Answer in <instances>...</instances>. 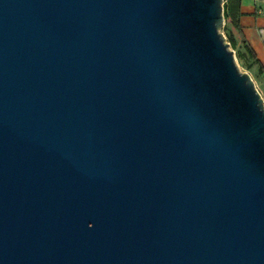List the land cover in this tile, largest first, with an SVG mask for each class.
<instances>
[{
    "label": "water",
    "instance_id": "95a60500",
    "mask_svg": "<svg viewBox=\"0 0 264 264\" xmlns=\"http://www.w3.org/2000/svg\"><path fill=\"white\" fill-rule=\"evenodd\" d=\"M223 2L0 0V264H264Z\"/></svg>",
    "mask_w": 264,
    "mask_h": 264
},
{
    "label": "crops",
    "instance_id": "0c3cea01",
    "mask_svg": "<svg viewBox=\"0 0 264 264\" xmlns=\"http://www.w3.org/2000/svg\"><path fill=\"white\" fill-rule=\"evenodd\" d=\"M239 29L241 38L236 36V48L248 47L258 60L264 75V0H240ZM257 72L259 73V64Z\"/></svg>",
    "mask_w": 264,
    "mask_h": 264
},
{
    "label": "trees",
    "instance_id": "16d2710c",
    "mask_svg": "<svg viewBox=\"0 0 264 264\" xmlns=\"http://www.w3.org/2000/svg\"><path fill=\"white\" fill-rule=\"evenodd\" d=\"M223 19L225 20L224 30L227 33V39L230 47L236 48V36L241 38V32L239 29V16H240V0H224L223 2ZM247 57L249 59H254L253 52L248 48H244V52L239 53V56ZM258 63V60H255V63ZM259 64V73L262 72V66Z\"/></svg>",
    "mask_w": 264,
    "mask_h": 264
},
{
    "label": "rangeland",
    "instance_id": "374dc122",
    "mask_svg": "<svg viewBox=\"0 0 264 264\" xmlns=\"http://www.w3.org/2000/svg\"><path fill=\"white\" fill-rule=\"evenodd\" d=\"M225 26V24H224ZM223 26V28H224ZM220 30V33H222L224 37V42L228 44L229 49L233 52V58L236 64V67L238 71L242 74L249 75L251 80L253 81L254 88L258 90L263 103H264V75L262 73L257 72V65L253 60H250L247 55L245 57H240L239 53L244 52L242 47L239 48H232L229 45L228 39H227V33L224 29Z\"/></svg>",
    "mask_w": 264,
    "mask_h": 264
}]
</instances>
